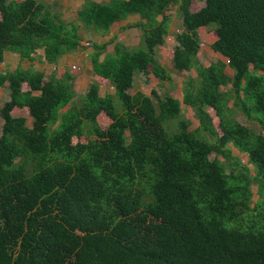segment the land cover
Segmentation results:
<instances>
[{
  "label": "trees",
  "instance_id": "1",
  "mask_svg": "<svg viewBox=\"0 0 264 264\" xmlns=\"http://www.w3.org/2000/svg\"><path fill=\"white\" fill-rule=\"evenodd\" d=\"M81 1L65 22L41 1L0 0V61L4 51L29 61L40 51L54 64L82 47L79 29L104 35L129 15L140 34L137 47L115 53L90 45V69L111 94L93 81L75 103L66 72L0 73V264H264V0H200L195 11L190 0ZM173 5L182 28L171 66L193 72L180 101L194 128L169 94L128 93L136 73L169 79L155 49ZM202 26L214 47L236 51L230 74L198 61ZM225 101L260 131L230 116L214 126L208 108ZM13 107L26 109L29 126ZM101 112L109 122L95 130Z\"/></svg>",
  "mask_w": 264,
  "mask_h": 264
},
{
  "label": "rangeland",
  "instance_id": "2",
  "mask_svg": "<svg viewBox=\"0 0 264 264\" xmlns=\"http://www.w3.org/2000/svg\"><path fill=\"white\" fill-rule=\"evenodd\" d=\"M48 5L53 11L60 15V18L65 22H70L75 20V12L81 5V0H38ZM99 2H104L106 0H94ZM202 6V1L200 0H190L189 10L195 11ZM165 13L169 15L170 21L168 24V34L164 38L162 45L155 49V56L158 63L163 67L165 72L169 75L168 80L159 81L157 78L153 77L150 73L141 74L136 73L133 76L131 87L128 89L129 94H133L136 91H140L143 94L150 95L154 92L158 96H162L167 93L171 97L179 100L180 104V114L189 122V127L194 128L197 125V121L193 117L192 110L183 104L181 96L184 89L189 84L186 77L192 76L193 72L176 71L171 66V54L172 47L174 46L173 37L176 33L181 31V19L178 15L175 6H170L166 9ZM137 21L136 15H130L126 19L115 22L111 25L108 33L104 35L92 34L83 29H79L78 34L80 35V44L82 47L78 48L74 52H71V56L68 62H62L59 69L48 70V73H53L56 77L61 76L64 72L68 73L73 90L75 92L74 101L77 103L78 98L87 89V86L93 81L97 82L96 92L99 95L111 94L112 88L107 81L100 80L95 77L92 73L89 65V59L87 53L90 50V45L92 42L102 43L107 42L105 47V52L115 53L118 49V44H123L128 48H135L139 43V31L135 27H128V25L133 24ZM195 37L198 43V50L196 56L198 61L202 65H208L211 62H216L226 73H231L230 59L236 55V51H228L225 49H219L213 46V42L216 38L212 27L202 26L195 30ZM66 70V71H65ZM221 90L225 93L228 91L227 86L221 87ZM230 103L228 101L221 102L218 112H214L208 108V113L212 118V123L214 126L217 125L220 118H231L236 119L241 124L247 126L255 132L260 131L257 123L246 119L239 111L234 109H229ZM24 118L26 120V125H28L29 117L25 111ZM109 119L101 112L95 118L96 128L95 130H103L108 124ZM84 141L82 136L72 137V142ZM229 146V145H228ZM231 154L237 158L241 164L247 166L250 169V165L246 163V156L243 153L236 151L234 148L230 147ZM212 157V155L210 156ZM219 158V157H218ZM220 159V158H219ZM250 190L252 192L251 201L254 202L257 198L255 193V186L251 185ZM264 198V194L263 197ZM261 198V199H262Z\"/></svg>",
  "mask_w": 264,
  "mask_h": 264
},
{
  "label": "crops",
  "instance_id": "3",
  "mask_svg": "<svg viewBox=\"0 0 264 264\" xmlns=\"http://www.w3.org/2000/svg\"><path fill=\"white\" fill-rule=\"evenodd\" d=\"M72 52H74V51H72ZM71 54H72L71 52L66 53V54L62 55L54 64H47V63H44L42 61L40 51H38L34 54V59L31 61H29L27 59H20L18 54L15 52L4 51L2 53V59L0 61V73L12 71L14 68L20 67L21 69H32L34 71L42 72L44 78H46L50 74V72L48 73L49 69H51V70L59 69V66L63 61L68 62ZM6 84H7V82L5 81L3 83V85L0 86V106L4 101H6L8 99V90L6 88ZM21 88H22V90L25 89L24 84H22ZM33 94H36V92H34ZM25 111H26L25 108L13 107L10 111V114L12 116H21L24 118ZM27 116L29 117V121H28L27 126H29L31 119H30L29 115H27ZM25 123H26V120H25ZM0 125H1V120H0Z\"/></svg>",
  "mask_w": 264,
  "mask_h": 264
}]
</instances>
